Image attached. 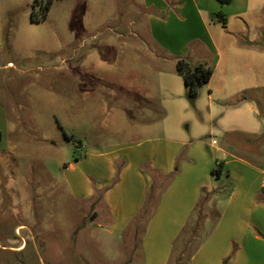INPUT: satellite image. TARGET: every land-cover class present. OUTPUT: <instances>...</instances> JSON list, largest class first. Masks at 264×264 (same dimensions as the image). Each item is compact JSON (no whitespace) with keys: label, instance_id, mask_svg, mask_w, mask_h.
I'll return each instance as SVG.
<instances>
[{"label":"rangeland","instance_id":"rangeland-1","mask_svg":"<svg viewBox=\"0 0 264 264\" xmlns=\"http://www.w3.org/2000/svg\"><path fill=\"white\" fill-rule=\"evenodd\" d=\"M34 5L0 0V264H137L143 225L109 234L93 213L100 200L76 198L69 174L86 150L130 140L113 132L114 112L132 121L127 101L158 121L168 96L158 71L179 79L176 95L190 104L182 76L171 75L178 57L152 40L140 0H53L42 21ZM213 198L203 197L170 264H187L212 230L215 212L205 222L203 204Z\"/></svg>","mask_w":264,"mask_h":264},{"label":"crops","instance_id":"crops-1","mask_svg":"<svg viewBox=\"0 0 264 264\" xmlns=\"http://www.w3.org/2000/svg\"><path fill=\"white\" fill-rule=\"evenodd\" d=\"M140 1L156 45L196 63L212 60L213 74L190 105L176 95L182 91L179 79L158 71L168 95L164 117L132 122L114 112L113 132H125L130 140L86 150L69 174L70 182L80 185L73 195L87 203L102 190L93 213L109 234L124 238L152 194L153 212L142 230L137 264H170L180 236L197 215L202 191H219L203 204L205 222L215 212L214 226L188 264H264V94L259 96L264 48L244 42L262 38L264 0ZM217 12L226 16L225 25ZM243 95L242 102L230 104ZM218 161L220 175L213 173Z\"/></svg>","mask_w":264,"mask_h":264},{"label":"trees","instance_id":"trees-1","mask_svg":"<svg viewBox=\"0 0 264 264\" xmlns=\"http://www.w3.org/2000/svg\"><path fill=\"white\" fill-rule=\"evenodd\" d=\"M53 0H35V8L34 11L32 12V19L34 21H42L47 17L48 11L51 7ZM219 3L221 4H227L229 2H231V0H218ZM37 12H40V15H38ZM216 19L222 23V24H226L227 22V18L226 16L222 13V12H217L215 14ZM244 39H246V37H244ZM245 43L248 44H254L256 46H260L262 48H264V32H262V38H260V40L258 42H254V43H250L247 40H244ZM104 60H108L109 62H112L115 57L113 58H103ZM174 71L181 75L183 80H184V86H185V90L187 92V99H189V103L194 105L195 101L198 99L201 89L203 87L204 84H206L209 79L211 78L213 71H214V63L212 62V60L207 59V60H203L200 62H193L191 58H189L188 56L185 57H179L177 60V64L175 65V69ZM99 79L96 78H90V84H88V89H97V85L99 83ZM123 97H126V99H136V94H122ZM247 96L243 95L240 98H236L233 102H231V105H236L239 104L240 102H242ZM129 102L126 107H127V111L129 113V116L131 117V120H135V121H143V122H151L150 119H140L137 115H138V107H139V103L135 102V101H127ZM149 101L145 99V108L148 109L149 106ZM122 107V106H121ZM137 109V110H136ZM164 117V112L161 114V117L158 120H161ZM1 132H0V137H1ZM72 137H69V139H71ZM222 172V163L221 161L217 162V168L213 170V173L216 175H220ZM168 179V178H166ZM170 179H172V177L169 176V179L167 181H170ZM219 191H214L212 192V194L214 193H218ZM203 195L206 196L208 193L205 192V190L202 191ZM211 194V193H210ZM95 196H97V200H102L103 198V191L102 190H96L95 192ZM153 195L151 194L148 198V200L146 201V204L144 205V207L142 208V210L140 211V213L138 214V216L134 219V222L132 223V228H133V232L134 234H136L138 232V229L141 225H143V228L146 226L147 222L150 220L151 216H152V212H153ZM203 201V200H202ZM202 202H200V204L198 205V207H201ZM199 246V245H198ZM198 247L196 246L195 249H197ZM195 251H193L190 256H189V260L191 258V255L194 253ZM173 257V255H172ZM172 260V258H171ZM170 260V262H171ZM188 260V263H189ZM177 264H179L181 262V256L178 257L176 259ZM187 263V264H188Z\"/></svg>","mask_w":264,"mask_h":264}]
</instances>
